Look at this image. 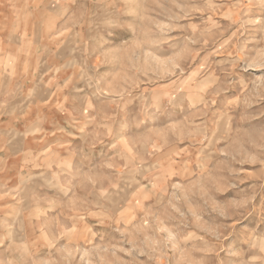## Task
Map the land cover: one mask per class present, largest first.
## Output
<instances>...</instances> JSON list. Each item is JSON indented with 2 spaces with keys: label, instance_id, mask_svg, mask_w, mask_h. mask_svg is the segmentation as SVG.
<instances>
[{
  "label": "rangeland",
  "instance_id": "obj_1",
  "mask_svg": "<svg viewBox=\"0 0 264 264\" xmlns=\"http://www.w3.org/2000/svg\"><path fill=\"white\" fill-rule=\"evenodd\" d=\"M0 264H264V0H0Z\"/></svg>",
  "mask_w": 264,
  "mask_h": 264
},
{
  "label": "crops",
  "instance_id": "obj_2",
  "mask_svg": "<svg viewBox=\"0 0 264 264\" xmlns=\"http://www.w3.org/2000/svg\"><path fill=\"white\" fill-rule=\"evenodd\" d=\"M72 112H76V113H72ZM7 114L8 113H5V115H7ZM16 114L18 116H19V114L25 115V112L22 111V113H16L15 111H13V113L10 112L8 115H16ZM75 114L78 115V118L75 117L76 116ZM26 115H27V113H26ZM29 115H36L37 116V113L36 114L30 113ZM73 117H75V119L77 121H80V119H83L84 113H83V111L79 112V109H74L72 111H69L65 108L41 109L40 118H38L36 120H32L31 123L29 121L25 123V125L26 124L32 125V129H33L32 131L34 134H37V138L34 140V138H33L34 134H32V138L25 139L24 141H22L20 144V148L22 150H20L16 154L18 156L24 155V153H27V148L30 149L31 153L37 154L38 150L35 151L32 149L44 147V144H47L46 149H45L46 151L48 149H50L51 147H54L55 142H54L52 135H54L55 131H58L59 129H65V127H68L69 121H71L70 118H73ZM23 127H22L21 131H26V129ZM10 130L13 131V130H17V129L11 128ZM41 133H44L43 137L47 138L45 141H43V138L40 136ZM43 142H45V143H43ZM50 155H53V152L50 153Z\"/></svg>",
  "mask_w": 264,
  "mask_h": 264
}]
</instances>
